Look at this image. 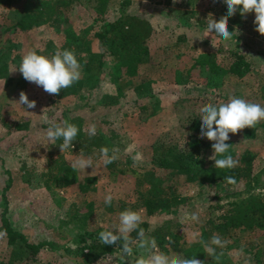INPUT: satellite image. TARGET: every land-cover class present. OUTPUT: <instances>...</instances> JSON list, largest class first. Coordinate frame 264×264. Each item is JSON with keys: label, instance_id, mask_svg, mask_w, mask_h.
<instances>
[{"label": "rangeland", "instance_id": "1", "mask_svg": "<svg viewBox=\"0 0 264 264\" xmlns=\"http://www.w3.org/2000/svg\"><path fill=\"white\" fill-rule=\"evenodd\" d=\"M118 1L110 0L105 14L113 16L118 8ZM132 1L135 2L134 10L144 12L156 28L164 25L168 27L167 37L185 32L189 38L185 48H188L189 53L194 50L214 51L220 45L223 47L234 45L238 42V37H235L237 32L242 37L239 39L241 47L249 51L254 70L242 81L228 74L218 85L211 84L209 78L208 84L204 83L207 77L205 74H197L196 70L190 80L176 82L172 70L176 63L175 56L171 54L166 56L161 49H158L153 60L156 59L158 62L166 58L165 66L157 71L150 67H141L137 79L141 76L145 79L149 76L155 77L150 87L159 97L160 108L156 113L139 120L135 115L137 96L131 90L127 91V95L119 104H105L101 101L100 97L103 93L114 90V85L108 75L103 76L95 87L89 89L90 92L87 89L90 82H85L80 94L59 92L57 95H50L42 87L26 81L18 71L21 58L28 50L35 49L38 54L49 56V50L53 49L55 53L58 49H68V44L76 51L77 57L82 56L84 59L88 57L89 52L97 51L98 40L93 32L99 26V22L95 18L96 11L92 7L86 8L81 4L73 5L64 11L65 15L62 20L53 26L40 22L29 30H22L13 27L12 24L26 10L30 0H0V63L5 61L8 66L7 74L0 76V210L3 207L2 188L6 186L10 176L11 182L6 196L7 215L15 228L21 229L33 240L52 239L60 244L73 245L72 236L86 223L77 218L80 210L85 208L81 206L84 198L88 199L93 196L103 199L111 193L112 203L117 205V199L130 195L129 188L133 185L131 182L125 183L122 176L128 177L130 172L135 175L136 172L132 166L147 169L150 164V145L158 139L161 142L166 140L167 136L164 134H167V131L175 132L178 112L181 113L187 107V105H175L172 102L178 95L201 94L226 101L224 96L238 97L236 93L239 92L253 103L264 105L262 96L264 86L259 87L264 82V36L251 34L244 29L238 32V25L228 18V27L231 26L228 30L234 33L232 40L224 42L214 32L203 37L208 20L211 17L219 20L221 17L218 13L220 12L219 4H216L214 0H198L197 4H193L196 13L191 18L189 26L178 24L174 12L175 9H184L185 0H175V2L174 0L169 2L165 0ZM203 20L204 22H201ZM190 57L188 53L183 56L187 66L193 61ZM78 62L82 73L86 74L85 63L79 60ZM16 67L17 70L12 71ZM21 91L26 93L29 100H35V108L29 109L18 103ZM74 115L82 117L85 129L90 124H95L96 130L106 133L117 142V145H113V150L120 149L118 153L122 159L119 170L108 173L102 163V157L93 158L91 156L83 157L91 158L92 166H86L84 170L73 169L72 163L82 156L80 152L70 149L61 151L60 144L57 142L49 144L46 139L49 124L44 122V117H48L55 123L63 124L64 121L69 122L70 117ZM243 133L244 129L237 134H229L230 139L234 140L236 151H240L245 145H250L259 151L260 133L252 138H245ZM112 134L114 136H111ZM124 153L130 154L132 163L127 162V157H122ZM58 154H62L64 168L55 170V175H53L49 167L53 163L51 159ZM138 155L141 158L140 162L135 163L134 158ZM263 163L264 154L260 153L259 158L255 159V169L260 168ZM92 176L97 177L96 190L81 192L80 189L90 181L89 177ZM243 187L241 182L235 186L240 196L248 192ZM183 190L191 196L190 207L192 205V211L198 214L197 223H199L206 212L208 213L207 196L211 190L209 188L204 190L202 197H198L197 188L194 185L184 186ZM257 190L264 191V187L255 188L254 191ZM131 197L128 196V199ZM223 200L225 198L221 199ZM212 201L213 198L210 202ZM73 202L81 206L77 212H70ZM189 209L178 212L176 217L185 223L183 227L186 239L192 243L197 240L199 228L195 222L192 224L189 220L187 224L185 221L184 217L190 215ZM138 212L141 213L142 219L149 221L159 219L158 216L147 215L144 210H138ZM214 213L210 212V214ZM117 214L115 213L113 217L110 212H107L101 218L95 214L88 220L86 226L102 225L105 229L112 228L119 223V214ZM109 215L112 217L110 218ZM226 241L228 244L220 249L217 264H264V234L257 230L238 232L236 229L235 240L227 239ZM96 247L95 256L90 255V251L83 254V257L87 259L84 264H109V258H113L110 264H120L119 251L101 250L100 244ZM7 252L6 241L0 236V258L5 259ZM40 256L42 260L39 263L50 260L53 264H80L77 260L79 258L68 253L64 247L55 249L47 247Z\"/></svg>", "mask_w": 264, "mask_h": 264}, {"label": "trees", "instance_id": "2", "mask_svg": "<svg viewBox=\"0 0 264 264\" xmlns=\"http://www.w3.org/2000/svg\"><path fill=\"white\" fill-rule=\"evenodd\" d=\"M109 1L30 0L26 10L12 24L13 27L22 30H29L40 22L53 26L62 20L65 10L78 4L86 8L92 7L96 11L95 18L98 20L99 26L94 30L93 35L98 40V50L89 52L88 57L84 59L82 56L77 57L76 51L67 44V48L75 53L77 60L85 63L86 74L82 73L78 82L69 88L62 89L60 93L80 94L85 82H90L87 85L89 91L98 84L103 76L108 75L114 85V90L103 93L100 97L101 101L105 104H119L122 98L127 95V91L131 90L137 96L135 115L139 120H143L158 111L160 100L157 93L150 87V83L155 80V77L149 76L147 79L142 76L138 79L137 77L141 67H150L157 71L165 66L166 58L158 62L156 59L153 60L158 49H161L166 56L170 54L175 56L176 63L172 70L176 82L190 80L196 70L197 74H205L207 77L204 83L208 84L209 78L211 84L218 85L228 74L234 75L242 81L254 70L249 51L242 48L239 43V39L242 38L239 34H235V37H238V42L234 45L227 47L220 45L214 51L198 52L194 50L189 53L188 48H185L189 41L185 32L167 37L168 27L164 25L161 28H156L144 12L134 10L135 2L132 0H119L118 8L113 16L107 15L105 13ZM165 1L169 2L170 0ZM197 2L198 0H185L184 9L174 10L178 24L189 26L191 18L196 13L193 4H197ZM214 2L219 4L220 12L218 13L221 16L226 15V3L223 0H214ZM229 18L235 25H238V32L240 29H244L251 34L264 36L255 30L254 13L242 16L238 9ZM49 51V56H52L54 50ZM187 53L193 59L188 66L185 62L186 59H183ZM7 72V63L3 61L0 63V76H5ZM261 86H264V82L259 85V87ZM236 94L238 97L251 101L239 92ZM262 96L264 97V89ZM223 98L227 100H218V97H207L201 94H185L178 95L173 99L172 102L175 105H187V107L181 113L178 112L175 132L167 131V134H164L167 136L166 140L161 142L158 139L150 145L148 168L143 170V168L132 166L136 174L132 175L130 172L128 177L122 176L125 183H132L133 186L129 188L131 194L117 199V205L111 202L108 206L102 197L99 199L93 196L88 199L84 198L81 206L85 208L80 210L77 218L87 223L95 214L101 218L103 214L110 212L114 217L115 213L119 214L126 209L144 210L147 215L159 217V219L151 221L143 219L140 228H143L149 237L155 239L160 251L168 255L179 254L186 258L195 257L203 261L204 264H217L219 259L210 257L206 252L205 245L210 243L213 236L219 235L223 240H235L236 229L238 232L257 230L264 234V191H254L255 188L264 187V163L260 168L255 169V159L259 158L260 153L264 154V121L256 125L255 128H244L243 133L245 138L257 137L260 133L259 151L250 145H245L240 151H236L234 140L229 139L226 141L230 144L228 154L233 156L237 164L233 168L215 167L214 161L209 159L213 155L211 147L213 142L206 137L201 138L199 108L207 103L219 104L223 100L227 102L229 99L225 96ZM69 122L75 124L80 130L70 150H78L82 156L101 158L100 150L106 147L110 156L115 152L119 157L120 149L113 150V145H117V142L113 141L109 135L96 130L94 136H89L88 128L85 129L83 126L82 117L77 115L70 117ZM184 137L183 148L181 145ZM56 142L61 144L62 140ZM123 156L128 158L127 162L132 163L130 154L124 153ZM121 159L120 156L107 166L103 164L105 170L108 173L119 170ZM51 161L53 163L49 170L53 172V175H55V170L64 168L62 154L53 157ZM229 177L234 178L236 182L229 183ZM89 179L90 181L80 189L81 192L96 190L97 177L92 176ZM10 182L11 177L9 176L8 183L2 188L3 207L0 210V236L6 241L8 252L5 259L4 257L0 258V264H53L50 260L39 263L42 260L40 255L47 247L52 249L64 247L68 253L79 258L77 260L80 264L86 263L87 259L83 257V254H87L86 252L90 251L89 254L94 256L97 254L95 248L98 244L101 245V250L119 251L118 243L103 245L99 242V233L106 230L102 225L91 227L86 226L85 223V226H82L72 236L73 245L70 243L60 244L52 239L36 241L29 238L21 229L13 226L7 215L6 196ZM240 182L244 185L243 188L248 190L244 196L238 195V190L235 189V186ZM188 185H194L197 188L198 197L203 196L204 190L208 188L211 190L207 196L208 213L206 212L199 223L192 221V224L195 222L199 228L197 240L192 243L186 239L183 227L185 223L176 217L178 212L189 209L192 203L191 196L183 190V187ZM128 196L132 197L128 199ZM212 198L213 201L210 202ZM223 198L225 200L221 201ZM81 206L79 203L73 202L70 212H77ZM192 209L191 205L190 214L195 213ZM210 212L214 214H210ZM186 222L188 224V221ZM131 235L135 239L137 232L134 231ZM169 237H171V242H169ZM220 249L216 248L218 256ZM134 251L138 250L134 248Z\"/></svg>", "mask_w": 264, "mask_h": 264}, {"label": "clouds", "instance_id": "3", "mask_svg": "<svg viewBox=\"0 0 264 264\" xmlns=\"http://www.w3.org/2000/svg\"><path fill=\"white\" fill-rule=\"evenodd\" d=\"M175 2V0H174ZM227 6V13L221 16L219 20L211 17L208 20L205 34L216 33L224 42L233 38V31L228 30V18L233 16L237 10L242 16L247 13H254L255 30L264 35V0H223ZM238 33L236 32V35ZM203 37L201 39H203ZM17 70V67L12 71ZM18 71L23 78L50 94L57 95L62 89L71 87L82 77L81 65L78 62L75 53L72 50H56L49 57L38 54L35 49L28 50L21 58ZM20 105L29 109L36 107L35 100H29L26 93L21 91L19 94ZM199 117L201 119L200 133L201 138L206 137L212 141L213 155L209 157L214 161L217 168H233L237 161L232 155L228 154L230 144L226 143L231 134H237L246 127L255 128L256 125L264 121V106L259 103H253L241 97L231 96L227 102L219 104L207 103L199 108ZM44 122L49 124L46 132V139L49 144H55L57 140H62L59 145L61 151L71 149L75 141L79 128L68 121L63 124L55 123L48 117H44ZM88 135L96 134L95 124L88 126ZM185 137L182 143L184 148ZM102 163L107 166L116 161L119 157L114 152L111 156L109 150L105 147L100 150ZM221 158H215V157ZM139 155L134 158L135 163L140 162ZM91 158L81 156L72 163L73 169L84 170L86 166H92ZM229 183H235V179L229 177ZM113 200L111 193L104 197V203L110 205ZM185 221H199L196 213L186 215ZM119 223L110 229L101 231L98 240L103 245H114L118 243V259L120 264H204L203 261L195 257L186 258L179 254L168 255L159 250L154 238L149 237L140 225L143 223L142 215L138 211L126 209L119 213ZM137 232V237L133 239L132 232ZM171 242V237L168 238ZM228 241L223 240L219 235L211 238L210 243L205 245L206 252L210 257L218 259L216 248L223 249ZM215 246V247H213ZM134 248L139 251L137 254ZM222 255V253H220ZM113 258H109L110 261Z\"/></svg>", "mask_w": 264, "mask_h": 264}]
</instances>
